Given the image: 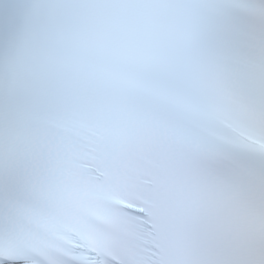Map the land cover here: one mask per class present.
<instances>
[{
	"label": "snow or ice",
	"instance_id": "6c2138e0",
	"mask_svg": "<svg viewBox=\"0 0 264 264\" xmlns=\"http://www.w3.org/2000/svg\"><path fill=\"white\" fill-rule=\"evenodd\" d=\"M0 264H264V0H0Z\"/></svg>",
	"mask_w": 264,
	"mask_h": 264
}]
</instances>
